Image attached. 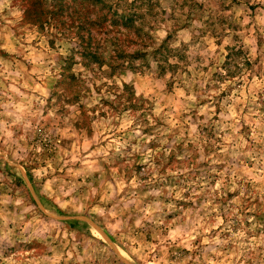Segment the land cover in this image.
<instances>
[{
    "label": "rangeland",
    "instance_id": "rangeland-1",
    "mask_svg": "<svg viewBox=\"0 0 264 264\" xmlns=\"http://www.w3.org/2000/svg\"><path fill=\"white\" fill-rule=\"evenodd\" d=\"M0 264H264V0H0Z\"/></svg>",
    "mask_w": 264,
    "mask_h": 264
}]
</instances>
